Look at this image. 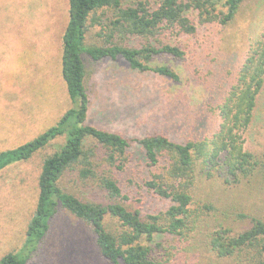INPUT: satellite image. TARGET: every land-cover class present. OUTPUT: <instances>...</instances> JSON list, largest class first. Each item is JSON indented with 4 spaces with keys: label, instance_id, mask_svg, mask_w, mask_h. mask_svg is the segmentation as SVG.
<instances>
[{
    "label": "rangeland",
    "instance_id": "obj_1",
    "mask_svg": "<svg viewBox=\"0 0 264 264\" xmlns=\"http://www.w3.org/2000/svg\"><path fill=\"white\" fill-rule=\"evenodd\" d=\"M137 1L120 3L127 6ZM141 1L154 5L158 0ZM189 16L196 21L194 35L166 37L185 49L184 59L160 56L152 61L173 68L178 81L132 70L120 58L94 62L82 56L88 123L127 137L162 132L179 141L210 135L216 129V106L235 82L249 46L264 33V0H242L226 26L201 23L195 11ZM113 17L108 8L90 14L85 44H101L100 34L108 32ZM68 19V0H0V151L35 138L73 106L61 73L62 36ZM113 40L140 46L147 39L116 33ZM255 104L252 121L243 134L244 147L264 160V80ZM62 143L63 137H57L27 160L0 171V257L21 246L35 207L42 162ZM97 147L93 160L96 174H110L126 198L110 196L96 176L81 178L80 164L61 174L58 184L64 191L85 202H118L144 219L169 206V199L159 198L144 185L154 170L138 147L131 149L121 170L109 165L105 150ZM233 179L222 171L208 178L198 176L189 205L197 211L196 226L184 236L159 233L151 241L143 237L141 243L152 246L163 264L243 263L241 257L217 256L208 245L210 234L219 228L238 233L250 226L252 217L264 221L260 173ZM104 225L113 234L123 229L110 215ZM94 239L88 225L60 208L27 264H110L98 253Z\"/></svg>",
    "mask_w": 264,
    "mask_h": 264
},
{
    "label": "trees",
    "instance_id": "obj_2",
    "mask_svg": "<svg viewBox=\"0 0 264 264\" xmlns=\"http://www.w3.org/2000/svg\"><path fill=\"white\" fill-rule=\"evenodd\" d=\"M68 2L61 73L73 106L35 138L0 151L1 171L8 165L27 160L51 140L63 137V143L42 162L36 203L25 227L23 242L17 250L4 253L0 264H27L48 232L50 219L60 208L89 226L98 253L110 264H163L156 259L153 247L141 243V239L151 241L159 233L184 236L196 226L198 214L189 205L198 176L208 178L222 171L236 181L256 171L264 180V160L245 149L243 138L264 80V33L249 46L235 82L217 104L219 122L210 135L184 141L171 139L162 132L127 137L87 122L89 98L82 56L87 55L94 62L120 58L132 70L149 71L178 81L179 74L173 68L152 63L160 56L184 59L185 49L166 37L194 35L196 21L189 16L193 11L201 23L226 26L233 21L242 0H158L154 5L140 0L127 6H122L120 0ZM101 8L113 11L114 17L109 21L111 27L107 33L100 34L101 44H85L88 17ZM116 33L147 40L140 46H130L114 41ZM93 143L95 145L91 146ZM96 146L105 150V160L117 170L123 169L131 149L138 147L148 167L154 170L150 178L144 179V185L159 198L169 199V206L144 219L138 211H131L118 202L107 205L85 202L64 191L58 184L61 174L80 164L78 175L81 178L96 176L110 196L126 198L110 174H96L93 166ZM107 215L120 222L123 229L119 233L113 234L105 228ZM208 245L219 257L236 256L244 259L241 264H264V221L252 217L250 226L238 233L219 228L210 234Z\"/></svg>",
    "mask_w": 264,
    "mask_h": 264
}]
</instances>
